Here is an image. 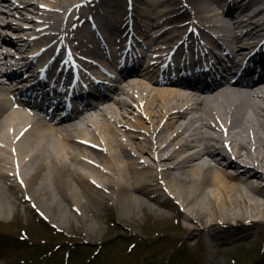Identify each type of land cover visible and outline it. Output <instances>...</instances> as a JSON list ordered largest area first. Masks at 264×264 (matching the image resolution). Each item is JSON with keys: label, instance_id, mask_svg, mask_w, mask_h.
<instances>
[{"label": "bare ground", "instance_id": "bare-ground-1", "mask_svg": "<svg viewBox=\"0 0 264 264\" xmlns=\"http://www.w3.org/2000/svg\"><path fill=\"white\" fill-rule=\"evenodd\" d=\"M39 1L50 12L42 13L45 9H39ZM93 1L0 0V40L7 44V37L11 38L10 44L15 43V48L35 54L31 63L23 65L18 61L15 66L29 71L36 63L40 68L30 75L35 82L43 83L42 71L46 72L48 66L60 69L63 63L58 61L72 47L77 55L71 58L77 62H67L65 67L76 72V85L89 81V86L97 83L95 76L104 73L103 67L90 64L85 54L87 51L100 56L97 51L87 50L98 30L103 37L101 55L112 54L108 39L123 56L128 49L141 44L147 30L159 31L166 24L163 18L175 19L176 15L180 16V23H167L174 33L166 28L164 36L161 33L165 40L157 41L159 48L155 47V54H149L151 61L147 67L157 70L163 65L164 69L174 49L183 52L186 43L188 48L193 47L188 58L200 53L201 50L196 52L198 49L213 56L219 50L238 63L239 57L251 55L257 46L255 53L264 56V0H219L224 6L243 8L239 19L235 18L233 8L223 9L218 0H135L133 19L123 5L128 0H102L105 8L91 7ZM1 6L11 10L7 14ZM25 11L45 16L42 24L37 25L40 30L34 28L37 18ZM92 23L100 26L95 29ZM191 28L197 32L189 34ZM7 30L19 35L11 37L5 33ZM125 33H134L131 43V37ZM151 36L147 35V40L156 41ZM182 41L185 42L181 44ZM6 51L0 46V70L7 67L10 55ZM155 55L159 58L153 60ZM180 59L187 64L183 57ZM60 72L65 73V69ZM148 75L123 77L111 97L75 117H64L61 122H54L52 115H43L39 109L11 103L9 96L13 92L0 84V217L9 210L8 201L2 196L5 191L10 190L25 207L35 206L46 214L53 207L48 183H63L70 191V200L75 202V214L68 220L83 223L91 232L99 230L94 219L98 218L99 202L105 201L103 193L108 190L114 201L131 213L138 208L148 214L153 210L167 221L175 214L176 228L166 226L156 235L163 237L161 247L168 242L164 239L167 233L181 236L180 244L177 240L172 244L179 245L177 261L186 259L188 249L194 246L218 249L220 241L235 242L264 226V82L248 86L224 82L199 92L187 88V83L175 80L182 84L171 85ZM18 76L26 77L21 72ZM53 80L67 86L62 74H55ZM69 88L76 91L75 85ZM64 93L61 90L56 97L63 101ZM129 107L134 108L137 116L133 120L136 130L145 132L141 138L139 133L128 131L132 118ZM85 183L97 186L85 187ZM153 192L158 196H153ZM159 195L165 198H158ZM85 197L88 198L84 200ZM9 202L13 204L11 199ZM187 232L203 234L205 240H184L181 233ZM147 239L144 245L150 242Z\"/></svg>", "mask_w": 264, "mask_h": 264}, {"label": "rangeland", "instance_id": "rangeland-1", "mask_svg": "<svg viewBox=\"0 0 264 264\" xmlns=\"http://www.w3.org/2000/svg\"><path fill=\"white\" fill-rule=\"evenodd\" d=\"M141 6L145 7V4ZM1 8L8 14L9 8L5 6ZM197 14L204 16L199 12ZM129 108L131 110L129 115L132 118L128 131L139 133L138 136L141 138L145 132L136 130L137 126L133 120L137 116L134 108ZM143 120L148 121L147 118ZM146 158L152 160V157ZM59 185L62 186L59 187ZM85 185V187H96L92 183H85ZM5 186L6 183H4ZM48 190L53 207H50L46 214L40 211L36 214V209L34 211L31 202L28 204L32 206V209L29 206L25 207L26 204H20L14 199L10 190L2 194L3 198L8 201L9 210L5 216L0 217V264H32L31 259L35 264H64L68 251V264H264V252H262L264 226L255 229L254 237L249 241L224 243L223 240L220 241L221 245L218 249L214 250L197 245L188 249L189 254L186 259L182 257V260L177 261L175 253L179 245L172 244L175 240L180 244L179 241L183 239H178L181 236L167 233L164 239L167 238L168 242L161 247L164 242H160V239L162 241L163 237L156 235V232L164 231L166 226L176 228V225L174 226L175 214L167 221L153 210H149L151 214H148L138 208L131 213L124 210L120 203L115 202L111 196L112 193L105 189L107 190L103 193L105 201L99 202L98 218L94 219L99 230L88 232L83 223L68 220L71 215L75 214L72 208L75 202L70 200L68 195L70 191L64 187V184L48 183ZM153 196H158V193L153 192ZM86 198L88 197L84 200ZM8 199H11L15 205V211ZM92 206L95 207L94 204ZM79 207L82 209L81 206ZM88 213L92 215L91 211ZM62 221L65 223H60ZM133 234L138 236L131 237ZM23 235L27 240L20 239ZM181 235L184 240L192 243L199 242V239L205 240V235L199 236L198 232H187V235L181 233ZM146 237L150 242L144 245L143 241ZM133 242L136 246L129 251L128 247ZM56 246L60 248L57 249Z\"/></svg>", "mask_w": 264, "mask_h": 264}]
</instances>
